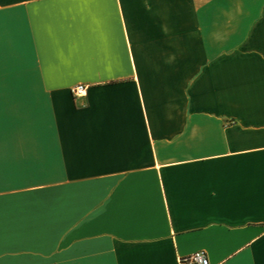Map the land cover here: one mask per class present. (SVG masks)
I'll return each instance as SVG.
<instances>
[{
  "label": "crops",
  "instance_id": "obj_1",
  "mask_svg": "<svg viewBox=\"0 0 264 264\" xmlns=\"http://www.w3.org/2000/svg\"><path fill=\"white\" fill-rule=\"evenodd\" d=\"M197 251L264 264V0H0V264Z\"/></svg>",
  "mask_w": 264,
  "mask_h": 264
},
{
  "label": "built area",
  "instance_id": "obj_2",
  "mask_svg": "<svg viewBox=\"0 0 264 264\" xmlns=\"http://www.w3.org/2000/svg\"><path fill=\"white\" fill-rule=\"evenodd\" d=\"M87 87L85 85H77L72 89V93L76 97H82L86 94ZM180 264H211L209 257L204 251H197L191 255L181 257Z\"/></svg>",
  "mask_w": 264,
  "mask_h": 264
}]
</instances>
